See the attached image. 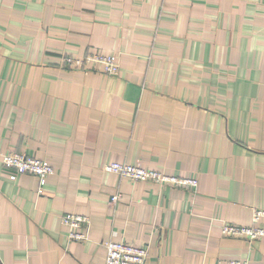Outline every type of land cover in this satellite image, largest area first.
Wrapping results in <instances>:
<instances>
[{
    "label": "crops",
    "instance_id": "0c3cea01",
    "mask_svg": "<svg viewBox=\"0 0 264 264\" xmlns=\"http://www.w3.org/2000/svg\"><path fill=\"white\" fill-rule=\"evenodd\" d=\"M94 52L119 73L57 62ZM11 152L55 172L41 186L4 166ZM113 162L198 186L132 181ZM256 208L264 0H0V264H105L109 240L147 246L146 264H264V237L223 233ZM65 213L89 217L87 239H69Z\"/></svg>",
    "mask_w": 264,
    "mask_h": 264
},
{
    "label": "built area",
    "instance_id": "2783aa9c",
    "mask_svg": "<svg viewBox=\"0 0 264 264\" xmlns=\"http://www.w3.org/2000/svg\"><path fill=\"white\" fill-rule=\"evenodd\" d=\"M63 69L77 71H95L100 69L108 75H116L120 71V64L116 55H103L97 52L83 56L62 55L57 59ZM3 164L18 174H32L38 177L41 186L54 174L55 168L45 159L28 155L24 152H11L3 155ZM107 171L132 181H151L161 185L195 188L198 179L195 177L175 176L163 171L145 168L139 164L113 162L105 166ZM15 178V175H11ZM264 217V209L256 208L253 211V224L250 226L225 223L223 233L233 237H243L248 241L264 237V227L259 225ZM62 223L68 228V237L72 241H81L88 238L89 217L78 213H65ZM106 248L105 264H146L149 259V248L125 240H109L104 243ZM219 264H248L241 260H231Z\"/></svg>",
    "mask_w": 264,
    "mask_h": 264
}]
</instances>
